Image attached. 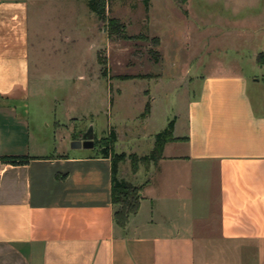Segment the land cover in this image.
<instances>
[{"label":"crops","instance_id":"obj_1","mask_svg":"<svg viewBox=\"0 0 264 264\" xmlns=\"http://www.w3.org/2000/svg\"><path fill=\"white\" fill-rule=\"evenodd\" d=\"M78 3L0 0V264H264V97L243 64L197 72L176 141L156 164L119 173L143 186L124 228L113 218L110 159L32 151L16 111L28 108L37 18Z\"/></svg>","mask_w":264,"mask_h":264},{"label":"rangeland","instance_id":"obj_2","mask_svg":"<svg viewBox=\"0 0 264 264\" xmlns=\"http://www.w3.org/2000/svg\"><path fill=\"white\" fill-rule=\"evenodd\" d=\"M86 1L37 18L28 108L16 111L28 123L32 151H72L91 128L93 148L77 151L124 157L119 173L127 177L130 157L147 156L153 134L177 120L181 134L197 72L243 64L249 85L259 80L264 97V0H106L103 21L83 12ZM76 15L81 28L72 22ZM109 20L116 21L113 32ZM238 37L249 40L244 50L233 43Z\"/></svg>","mask_w":264,"mask_h":264},{"label":"trees","instance_id":"obj_3","mask_svg":"<svg viewBox=\"0 0 264 264\" xmlns=\"http://www.w3.org/2000/svg\"><path fill=\"white\" fill-rule=\"evenodd\" d=\"M148 1V0H144ZM108 3L106 0H87L86 8L94 14L96 18L103 21ZM111 32L117 29L116 21L109 20ZM150 107L145 105L143 116H147ZM174 121H170L167 126L153 137V148L150 153L141 158H136L135 155L130 157L132 170L135 171L138 164L153 163L156 164L162 159L164 147L171 142H175L173 137ZM112 143H115L113 134ZM24 159V158H23ZM110 173H111V203L114 206L113 218L119 228H124L128 219L135 215L139 209L141 200L142 185H133L132 183L119 177V165L124 161V157L111 156L110 158ZM27 158L25 161L27 162ZM9 164H23L24 161L20 158H8Z\"/></svg>","mask_w":264,"mask_h":264},{"label":"water","instance_id":"obj_4","mask_svg":"<svg viewBox=\"0 0 264 264\" xmlns=\"http://www.w3.org/2000/svg\"><path fill=\"white\" fill-rule=\"evenodd\" d=\"M72 148L92 149L93 148V132L90 128L80 140L72 142Z\"/></svg>","mask_w":264,"mask_h":264}]
</instances>
